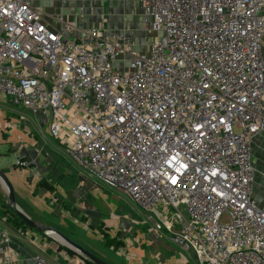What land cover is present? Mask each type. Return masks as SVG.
<instances>
[{
    "label": "built area",
    "instance_id": "1",
    "mask_svg": "<svg viewBox=\"0 0 264 264\" xmlns=\"http://www.w3.org/2000/svg\"><path fill=\"white\" fill-rule=\"evenodd\" d=\"M112 1L128 0H0V98L46 117L76 166L197 264H264L250 152L264 132V0H140L161 33L141 53L40 4Z\"/></svg>",
    "mask_w": 264,
    "mask_h": 264
},
{
    "label": "crops",
    "instance_id": "2",
    "mask_svg": "<svg viewBox=\"0 0 264 264\" xmlns=\"http://www.w3.org/2000/svg\"><path fill=\"white\" fill-rule=\"evenodd\" d=\"M46 122L41 114L14 108L0 98V171L12 187L15 205L28 219L54 228L106 264H188V259L197 264L164 245L165 230H154L138 214L129 217L120 207L112 211L100 204L97 187L73 170L68 161L74 163L51 139ZM8 196L0 180V234L7 240L10 264H36L38 257L47 264H85L57 237L28 226L11 210ZM254 199L259 205L255 192ZM105 233L123 246L117 251L106 247Z\"/></svg>",
    "mask_w": 264,
    "mask_h": 264
},
{
    "label": "rangeland",
    "instance_id": "3",
    "mask_svg": "<svg viewBox=\"0 0 264 264\" xmlns=\"http://www.w3.org/2000/svg\"><path fill=\"white\" fill-rule=\"evenodd\" d=\"M40 4L48 13L57 14L63 21L74 23L77 29H88L100 25L107 30L121 32L131 44L134 53L143 52L146 50V44L150 40L161 36V33L150 31L144 24L140 0L69 4L41 2ZM250 152L255 170L254 192L255 196L260 198L259 207L264 210V132L253 139ZM68 162L73 167V170L86 180L95 184L98 190L96 194L100 195L96 198H100L102 201L100 204L103 203L104 206H107L112 211L120 207L119 212L128 214L129 217H135L136 214H138V217L144 221L146 225L149 227L155 226L151 220L147 219V216L142 212H137V210L132 207L128 197L123 192L109 188L93 177H89L85 171L81 170L70 161ZM90 196L95 197V194L92 192ZM131 208L133 211H131ZM162 233L165 234L162 236L164 245L167 246L175 256L181 257L183 253L167 240L169 233L167 231H163ZM188 264H195V262L188 259Z\"/></svg>",
    "mask_w": 264,
    "mask_h": 264
},
{
    "label": "water",
    "instance_id": "4",
    "mask_svg": "<svg viewBox=\"0 0 264 264\" xmlns=\"http://www.w3.org/2000/svg\"><path fill=\"white\" fill-rule=\"evenodd\" d=\"M0 180L2 181V183L4 184V186L8 190V194H9L8 202H9V206H10L11 210L15 214H17L28 226H30L31 228H33L35 230H38V231H41V232H45V233H48V234H50L52 236L57 237L59 240H61L62 242L65 243L66 247H68L69 249L75 251L78 255L82 256L85 260L91 262L92 264H106L105 262H103L102 260H100L99 258L94 256L93 254H91L87 250L83 249L81 246H79V245L75 244L74 242L70 241L62 233L58 232L54 228L44 227V226L40 225L39 223L31 221L30 219H28L20 211V209L15 205V200H14V194H13L12 187H11L10 183L8 182L6 176L1 171H0Z\"/></svg>",
    "mask_w": 264,
    "mask_h": 264
},
{
    "label": "trees",
    "instance_id": "5",
    "mask_svg": "<svg viewBox=\"0 0 264 264\" xmlns=\"http://www.w3.org/2000/svg\"><path fill=\"white\" fill-rule=\"evenodd\" d=\"M100 231H103L102 227H99ZM104 241L105 246L108 248H112L114 251H117L123 246V242L121 240H118L117 238H112L106 233L104 234ZM85 264H92L91 262L85 260Z\"/></svg>",
    "mask_w": 264,
    "mask_h": 264
}]
</instances>
